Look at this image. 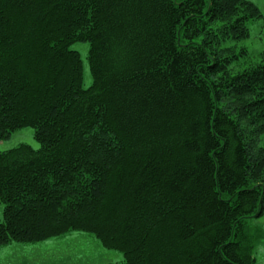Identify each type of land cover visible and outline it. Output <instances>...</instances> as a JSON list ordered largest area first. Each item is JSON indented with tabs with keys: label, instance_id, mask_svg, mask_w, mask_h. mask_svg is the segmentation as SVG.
Segmentation results:
<instances>
[{
	"label": "trees",
	"instance_id": "1",
	"mask_svg": "<svg viewBox=\"0 0 264 264\" xmlns=\"http://www.w3.org/2000/svg\"><path fill=\"white\" fill-rule=\"evenodd\" d=\"M257 8L0 0V141L30 127L39 145L0 151V251L79 231L122 264H256L264 48L243 41Z\"/></svg>",
	"mask_w": 264,
	"mask_h": 264
},
{
	"label": "rangeland",
	"instance_id": "2",
	"mask_svg": "<svg viewBox=\"0 0 264 264\" xmlns=\"http://www.w3.org/2000/svg\"><path fill=\"white\" fill-rule=\"evenodd\" d=\"M253 1L261 17L250 24L249 36L243 41L251 55L264 48V0ZM88 48L87 41H76L70 45V49L77 51L81 60L82 88H88L92 84L87 63ZM19 144H27L33 149L38 148L32 128L25 127L11 132L6 139L0 141V151ZM1 209L0 204V213ZM245 227L251 236L256 264H264V210L260 216L246 219ZM122 262L121 252L105 249L92 234L79 231H71L62 237L37 244L14 243L0 251V264H122Z\"/></svg>",
	"mask_w": 264,
	"mask_h": 264
},
{
	"label": "water",
	"instance_id": "3",
	"mask_svg": "<svg viewBox=\"0 0 264 264\" xmlns=\"http://www.w3.org/2000/svg\"><path fill=\"white\" fill-rule=\"evenodd\" d=\"M255 215H257V214H255Z\"/></svg>",
	"mask_w": 264,
	"mask_h": 264
}]
</instances>
